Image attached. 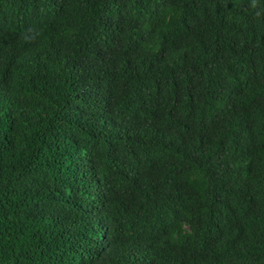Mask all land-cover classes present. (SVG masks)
<instances>
[{"label":"trees","instance_id":"trees-1","mask_svg":"<svg viewBox=\"0 0 264 264\" xmlns=\"http://www.w3.org/2000/svg\"><path fill=\"white\" fill-rule=\"evenodd\" d=\"M0 264H264V0H0Z\"/></svg>","mask_w":264,"mask_h":264}]
</instances>
